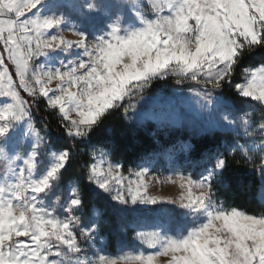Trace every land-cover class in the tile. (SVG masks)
Here are the masks:
<instances>
[{
    "label": "snow or ice",
    "instance_id": "1",
    "mask_svg": "<svg viewBox=\"0 0 264 264\" xmlns=\"http://www.w3.org/2000/svg\"><path fill=\"white\" fill-rule=\"evenodd\" d=\"M118 6L131 13L127 22L100 0H0V264H264V210L225 206L217 197L218 187L232 188L233 169L243 165L258 175L264 201V0H118ZM62 8L109 19L86 29ZM249 56L260 57L258 66L235 79ZM170 77L202 86L188 91L203 101L202 131L213 142L198 177L160 181L178 183V199L151 194L147 165L129 170L135 180L126 178L125 165L109 159L114 142H92L117 112L134 121L129 112L146 91ZM224 89L259 106V121L253 110L229 105ZM41 101L59 114L57 131L71 145L58 144L47 125L35 126L33 107ZM221 109L222 122L213 115ZM221 135L245 142L221 145ZM78 144L91 149L84 182L69 178L62 187ZM88 197L113 202L118 231L133 233L142 247L117 255L98 248L110 222L100 211L83 222ZM164 204L174 206L157 209L167 227L128 214Z\"/></svg>",
    "mask_w": 264,
    "mask_h": 264
},
{
    "label": "rangeland",
    "instance_id": "2",
    "mask_svg": "<svg viewBox=\"0 0 264 264\" xmlns=\"http://www.w3.org/2000/svg\"><path fill=\"white\" fill-rule=\"evenodd\" d=\"M54 2H63L67 4L69 0H54ZM76 2L83 3V0H76ZM100 2L108 7L113 15L117 12H122L126 22L131 18V13L127 8H120L118 6V0H100ZM60 11L67 14L73 24L82 26L86 29L103 27L109 19V17L105 16L103 12L80 14L70 8H62L60 9ZM144 11L146 14H148L147 9H144ZM60 58L64 59V56L62 55ZM155 84L160 85V87L156 89H152L151 87L146 91L145 99L140 100L139 104L137 105V111L129 112V115L135 117V120L132 122H128L133 125L151 122L157 127L165 128L169 131H178L180 134L187 132L189 136L193 137L204 133L202 129L207 126V120L205 118L206 113L204 112V109L202 107L203 101L200 100L199 97L193 95L190 91H188V89L192 88L203 90L202 86L198 85L195 81L187 80L184 82V84L177 85L175 83V80L171 77L166 81H156L153 83V85ZM50 87H55V83H53V85H51ZM149 97H151V99H148ZM224 99L229 105H238L225 97ZM239 105L244 110H253V119L259 121L261 116V109L259 108V106L254 107L246 103ZM222 114H225L223 109L217 110L213 113L215 119L220 122H222ZM33 123L37 127L34 119ZM237 138L238 139L236 141H239V143L245 142L243 138ZM255 139L259 140L260 137L257 136L255 137ZM189 150L190 141L188 139L178 140L173 146H170L157 153L149 154L138 166L131 168L130 171L132 173H135L136 171H138L139 166H149L151 168V174L146 179L151 183V187L149 189L151 194L178 199L183 191L179 187V184H173L170 182L161 183L160 181H164L166 177L177 176L181 174L185 176L190 175L193 178H196L200 173L204 171V168L208 165L207 154L201 159L193 160L189 155ZM105 151L108 150L105 149ZM109 159H111L113 162H119L113 160L111 156H109ZM47 162L48 160L47 158H45L42 166H46ZM124 176L128 179L135 180L134 175L129 176V171H124ZM153 177L157 179H153ZM62 187H66V185H62ZM160 207L171 209L174 206L170 204L156 206L139 205L136 206L135 212L128 214L131 215L130 218H141L148 226L159 223L167 227V217L160 216L157 211V209ZM96 211L100 210L94 209L91 215H85L83 212L81 214L83 222L85 224L93 222L95 220L94 213ZM104 226L101 229L100 237H98L96 246L98 248H102L107 254L117 255L122 250H135L142 247L132 240L133 233H130V235H128L120 232L121 235L115 242V251H112L109 247L110 244L106 237L107 227L105 229ZM89 254H91V252H89Z\"/></svg>",
    "mask_w": 264,
    "mask_h": 264
},
{
    "label": "trees",
    "instance_id": "3",
    "mask_svg": "<svg viewBox=\"0 0 264 264\" xmlns=\"http://www.w3.org/2000/svg\"><path fill=\"white\" fill-rule=\"evenodd\" d=\"M259 61V56L246 57L241 66L237 68L234 74L235 79L242 80L244 75L243 69L254 65L258 66ZM158 87H160L158 84L152 85V89ZM221 94L236 104H243L237 98L233 89H224ZM33 119L38 128H43L47 125L48 131L52 133L53 138L58 141V144L64 146L72 144L70 137H65L57 131L59 128V114L49 109L43 101L34 105ZM182 139L190 141L189 155L193 160L203 158L207 154V151H210L213 147V142L204 133L193 137L189 136L187 132L180 134L178 131H169L165 128L157 127L151 122L133 125L123 118L122 111L117 112L104 121L102 128L92 137V142H114L117 147L115 151L111 152L110 156L113 160L124 164L125 172H127L131 168L138 166L149 154L157 153L173 146L178 140ZM237 139L236 136L221 135L219 142L221 145H230ZM102 146L103 143H97V147ZM77 149L79 157L73 162L72 167L66 173L63 185H66L69 178H79L82 184L84 182L86 171L84 165L91 162V149L85 144H78ZM105 149L109 151V149ZM237 159H239L238 155ZM230 182L233 186L229 191H224L218 187L217 197L220 202H223L225 206L230 204L244 211L254 210L260 212L264 210V201L259 196L261 182L258 175L243 165H237L233 169ZM86 201L83 210L85 215H91L94 209H98L103 213L104 219L110 222L109 224H105L104 227L105 229L107 227L106 237L110 244L109 247L112 251H115V242L121 233L118 231L119 221L115 214L111 212L114 204L107 198L97 199L95 197H88ZM130 233L128 232L127 234L130 235Z\"/></svg>",
    "mask_w": 264,
    "mask_h": 264
}]
</instances>
